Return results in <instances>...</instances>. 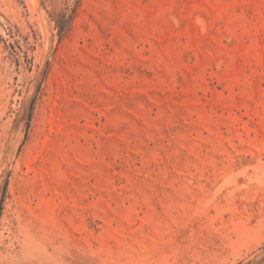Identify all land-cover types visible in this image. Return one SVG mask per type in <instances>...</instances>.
I'll return each mask as SVG.
<instances>
[{"label":"rangeland","instance_id":"374dc122","mask_svg":"<svg viewBox=\"0 0 264 264\" xmlns=\"http://www.w3.org/2000/svg\"><path fill=\"white\" fill-rule=\"evenodd\" d=\"M0 264H264V0H0Z\"/></svg>","mask_w":264,"mask_h":264}]
</instances>
